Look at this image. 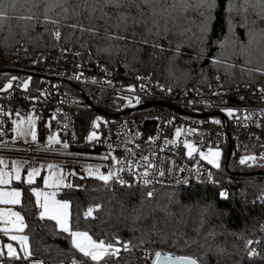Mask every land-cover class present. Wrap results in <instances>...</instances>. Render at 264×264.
Returning <instances> with one entry per match:
<instances>
[{
  "label": "trees",
  "instance_id": "obj_1",
  "mask_svg": "<svg viewBox=\"0 0 264 264\" xmlns=\"http://www.w3.org/2000/svg\"><path fill=\"white\" fill-rule=\"evenodd\" d=\"M262 17L258 0H215L211 10L181 0H122L120 7L108 0H2L0 58L50 56L66 46L178 88L214 82L264 88ZM84 91L96 107L114 109L109 99L116 90L87 84ZM226 158L227 152L218 180L187 185L71 176L70 184L56 188V196L69 202L67 232L41 217L34 187L43 175L32 183L16 181L22 199L15 205L32 256L4 251L2 264H104L75 247L74 229L107 245L130 244L113 250L107 264H153L160 252L189 255L200 264H264V202L256 199L264 193V166L231 157L227 167ZM0 239L4 246L3 230Z\"/></svg>",
  "mask_w": 264,
  "mask_h": 264
},
{
  "label": "built area",
  "instance_id": "obj_2",
  "mask_svg": "<svg viewBox=\"0 0 264 264\" xmlns=\"http://www.w3.org/2000/svg\"><path fill=\"white\" fill-rule=\"evenodd\" d=\"M87 84L116 90L109 99L114 109L92 104L85 95ZM77 85L83 86L79 92L73 90ZM30 116L43 133L50 121L68 150L97 155L94 160L105 174L110 173L114 156L111 177L125 185L216 181L219 167L209 159L220 165L228 152V135L233 142L231 157L238 161L255 157L246 162L264 166V88L219 82L178 88L63 46L50 56L0 58V140L12 135L17 118ZM214 149L220 151L219 157L210 154ZM256 199L264 202V193ZM122 248L131 246L125 242Z\"/></svg>",
  "mask_w": 264,
  "mask_h": 264
},
{
  "label": "rangeland",
  "instance_id": "obj_3",
  "mask_svg": "<svg viewBox=\"0 0 264 264\" xmlns=\"http://www.w3.org/2000/svg\"><path fill=\"white\" fill-rule=\"evenodd\" d=\"M33 116H30L26 121L24 120H18L15 122V132L12 136L13 139H18L21 143L20 145L25 144L26 146H29L31 144H35V141H38V131L41 130L38 125L32 122ZM47 131L44 134V139H49L48 143V151H46V154H52L53 157H42V158H36V157H27V156H19V155H12L9 154L7 151L10 149H13L12 147L9 146V142L2 139L0 140V160L2 163V169H4L7 166L6 165L10 162V160L15 163V158L20 161V158L23 160L25 158L27 160V164L32 165L36 163H43V169L44 173L46 174V180L49 184H51V180L53 182H57L59 185H67L70 184L71 181V176H86V175H97V176H109L110 178L112 176V172L114 170V164L116 163V159L114 156H111V168H110V173L105 174L102 172L101 168L102 165L94 160L97 158V155H93L91 153L87 152H82V151H71L68 150L67 147H64L66 142L61 140L58 137V134L54 131H52L50 127V121H47L46 123ZM33 133L35 134V140H33L32 136ZM5 142L7 145H5ZM20 150V149H19ZM215 152H220L217 149L211 150L210 154L213 155ZM37 199L39 200L40 203L45 204L47 203L49 207L53 205V202H59L60 204L67 203L69 205V202L65 199L57 198L55 197V193L53 189L50 187L48 189L41 188L40 186L34 187ZM44 211L42 207V212ZM67 220H68V226L70 229V224H69V219H70V210L69 207L67 209ZM50 216V215H46ZM13 226H16L15 223ZM16 228V227H15ZM72 233L74 232H86L93 241L99 243L100 241L94 239L90 233L86 230L83 229H74L71 231ZM10 238L12 239L13 236L16 237L15 240H17L16 244H13L14 242L10 239L7 240L5 244V249L7 251V254H9L10 249L9 245H11V250H13L17 254H22V256L25 257H31V251H30V245H29V240L28 236L23 230H15L13 233L9 234ZM27 238L26 242L22 243L23 238ZM73 241H75V237L72 235ZM105 244V243H104ZM125 244V243H124ZM116 246L112 245V250H120L123 249L122 247L124 246ZM107 246V244H105ZM110 245V244H109ZM130 245V244H129ZM18 246V247H17ZM20 251V252H19ZM13 256V255H11ZM0 264H2V260L0 259ZM78 264V263H75Z\"/></svg>",
  "mask_w": 264,
  "mask_h": 264
},
{
  "label": "crops",
  "instance_id": "obj_4",
  "mask_svg": "<svg viewBox=\"0 0 264 264\" xmlns=\"http://www.w3.org/2000/svg\"><path fill=\"white\" fill-rule=\"evenodd\" d=\"M18 120L26 121L27 119L17 118L15 122H17ZM32 122L35 123L33 119ZM15 129L16 126L14 127L12 136L15 132ZM38 132H39L37 136L38 141H35V144L38 147L34 148L33 150H30L29 147L26 146L25 144L20 145L21 142L18 139H13L12 136H9L5 140L9 142L8 143L9 146L12 147L13 149L8 150L7 152L12 155L27 156L30 158L53 157L52 154H46V151H48V143L50 142L49 139H44L45 133H43L42 130L41 131L39 130ZM5 145H7L6 142ZM40 145H45L46 148L42 149L40 148ZM14 162L15 163H13L10 160V162L6 164L10 166L5 167L4 169H2L1 166L0 168V180L4 181L3 183H0V230H3L5 232V234L8 236V240L11 239L9 234L13 233L15 230L18 229L23 230L24 228V219L20 220L16 216L12 215L13 213H19V216L23 218L22 213L15 205L17 203H11L12 200L16 199V197L12 195V193L14 192H20L21 195L19 197V201H21L22 199V189L20 186L16 185L15 182L21 180L28 182L29 173H32V177H31L32 182H34L40 175H43L42 185L39 186L43 188V190L51 187L55 193V197H57L56 188L60 186L57 182L54 183L53 180H51L52 181L51 184L47 182L46 174L44 173V169H43V163H36L29 165L27 164L28 162L25 158H23V160L20 158V161H18V159L15 158ZM33 170L36 171L34 172ZM17 172H19L20 179H16ZM37 201L39 202L38 199ZM39 204L41 208L40 213H42V203L39 202ZM14 223L16 226H13ZM12 241L14 242L13 244L17 243V240H12ZM5 244L4 246L1 245V239H0V254H2V252L4 251L7 252L5 249ZM15 255L18 254L15 253Z\"/></svg>",
  "mask_w": 264,
  "mask_h": 264
},
{
  "label": "snow or ice",
  "instance_id": "obj_5",
  "mask_svg": "<svg viewBox=\"0 0 264 264\" xmlns=\"http://www.w3.org/2000/svg\"><path fill=\"white\" fill-rule=\"evenodd\" d=\"M109 3L114 4L116 7H120L122 0H108ZM132 3L135 2V0H131ZM144 3H149V0H143ZM182 3H184L187 7H191L192 3H195L197 7H206L207 9L211 10L212 8L215 7V0H181ZM259 3L264 4V0H258ZM0 3H2V0H0ZM264 19V17H262ZM57 36L59 34L57 33ZM14 79V78H13ZM27 85H25L26 87ZM8 88H11L12 85L9 83L7 85ZM230 116L233 114L231 111L228 113ZM216 123H219V121H216ZM181 134V130L177 129L176 135L179 137ZM95 135V134H93ZM33 140H35V134L33 133L32 136ZM91 139V137H90ZM64 147H68L67 144L64 145ZM189 149L194 151L195 149L193 148L192 145L188 144L186 145ZM192 151H189V155H192ZM203 158L207 159L206 156H204L203 153L200 154ZM214 156L219 157L220 153L215 152L213 153ZM255 157H245L241 159L240 163H245L248 160H254ZM209 163L214 164L216 167H219V163L216 160L209 159ZM34 172L36 170H33ZM162 174V173H161ZM111 175V174H110ZM109 176H104L101 175L100 179L107 181L110 179ZM32 173H29V180L28 183H32ZM16 179H20L19 172H17ZM4 181L0 180V183H3ZM16 197V199L12 200L11 203H19V197H20V192H14L12 193ZM151 195V193H149ZM44 211L41 213V217L43 218L45 215H50L51 219L57 220L58 223L60 224L61 228L64 231H69V226H68V220H67V209L69 205L67 203L60 204L59 202H53V205L49 207L47 203L42 205ZM92 214V209H89L88 212L85 214L87 216H90ZM12 215L16 216L18 219L22 220L23 218L19 216V213H13ZM72 235L76 238L74 241L75 247L79 249L81 253H83L84 257L90 258L92 261L99 262L101 260H104V264H107V260L105 259L106 257H110L114 255V251L112 250V245H105L102 241L97 243L92 240V238L86 233V232H74ZM12 239H16L15 236L12 237ZM27 238L22 239V243L26 242ZM10 255H15V252L11 250V245H9ZM157 261H159L160 254L157 253ZM190 264H195V261H191Z\"/></svg>",
  "mask_w": 264,
  "mask_h": 264
},
{
  "label": "water",
  "instance_id": "obj_6",
  "mask_svg": "<svg viewBox=\"0 0 264 264\" xmlns=\"http://www.w3.org/2000/svg\"><path fill=\"white\" fill-rule=\"evenodd\" d=\"M148 103L138 105L137 107H143ZM178 110L185 112L183 109L176 107ZM229 138V147L227 152V158H226V166H229V161L231 158L232 153V146L233 142L231 139V135H228ZM160 258L159 261H157V256L154 259L153 264H190L191 261H195V264H200L197 262V260L189 255H183V254H173V253H167V252H160ZM32 264H41L40 262H33Z\"/></svg>",
  "mask_w": 264,
  "mask_h": 264
}]
</instances>
